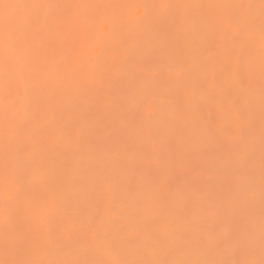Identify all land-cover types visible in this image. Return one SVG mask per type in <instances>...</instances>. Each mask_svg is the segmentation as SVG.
<instances>
[{"label": "rangeland", "instance_id": "obj_1", "mask_svg": "<svg viewBox=\"0 0 264 264\" xmlns=\"http://www.w3.org/2000/svg\"><path fill=\"white\" fill-rule=\"evenodd\" d=\"M11 1L0 264H264V0Z\"/></svg>", "mask_w": 264, "mask_h": 264}, {"label": "bare ground", "instance_id": "obj_2", "mask_svg": "<svg viewBox=\"0 0 264 264\" xmlns=\"http://www.w3.org/2000/svg\"><path fill=\"white\" fill-rule=\"evenodd\" d=\"M10 1H11V0H10ZM13 1H14V0H13ZM49 1H50V0H49ZM53 1H54V0H53ZM103 1H104V0H103ZM103 1H101V2H103ZM11 2H12V1H11ZM16 2H17V0H16ZM19 2L21 3V0H19ZM23 2H24V0H23ZM57 2H58V1H57ZM59 2H60V1H59ZM61 2H62V0H61ZM66 2H67V0H66ZM1 3H2V2H1ZM13 3H14V2H13ZM13 3H12V5H13ZM47 3H49V2H47ZM21 4H22V3H21ZM42 4L45 6L44 3H42ZM50 4H51V2H50ZM50 4H49L48 7L51 6ZM55 4H56V3H55ZM62 4H63V3H62ZM68 4H69V3H68ZM9 5L11 6V4H9ZM46 5H47V4H46ZM57 5H58V3H57ZM59 5H60V3H59ZM102 5H104V4L102 3ZM102 5H101V6H102ZM15 6H16V4H15ZM23 6H24V4H23ZM44 6H43V7H44ZM63 6H64V5H63ZM73 6H74V5H73ZM104 6H106V5H104ZM16 7H17V6H16ZM65 7H66V6H65ZM69 7H70V5H69ZM40 8H41V6H40ZM51 8H53V6H52ZM54 8H55V7H54ZM67 8H68V7H67ZM1 9H2V8H1ZM46 9H47V7L45 8V10H46ZM55 9H57V8H55ZM71 9H72V8H71ZM20 10H21V9H20ZM48 10L50 11V8H49ZM9 11H10V8H9ZM22 11H23V9H22ZM51 11H52V10H51ZM47 12H48V11H47ZM53 12H54V11H53ZM39 13H40V12H39ZM44 13H46V11H45ZM59 13H60V11H59ZM67 13H68V12H67ZM13 14H14V13H13ZM21 14H22V13H21ZM7 15H8V12H7ZM70 15H71V14H70ZM38 16L40 17V14H38ZM38 16H36V17L38 18ZM59 16H60V15H59ZM10 17H11V16H10ZM25 17H26V16H25ZM36 17H34V18H36ZM65 17H66V15H65ZM32 18H33V17H32ZM54 18H55V17H54ZM25 19H26V18H25ZM56 19H57V18H56ZM2 20H3V19H2ZM8 20H9V19H8ZM20 20H21V19H20ZM37 20H38V19H37ZM58 20H59V19H58ZM29 21H30V20H29ZM16 22H17V21H16ZM31 22H32V21H31ZM43 23L45 24V22H42L41 25H43ZM46 23H48V22H46ZM52 23H53V22H52ZM24 24H25V23H24ZM30 24H31V23H30ZM49 24H50V23H49ZM51 25L53 26L54 24H51ZM72 25H73V23H72ZM16 26H17V25H16ZM31 26H32V25H31ZM31 26H30V27H31ZM52 26H51V27H52ZM17 27H18V26H17ZM17 27H16V29H17ZM32 27H33V26H32ZM39 28H40V27H39ZM39 28H37V29H39ZM45 28H46V26H45ZM45 28H43V30H45ZM62 28H63V27H62ZM59 29H61V27H59ZM40 30H41V29H40ZM56 30H58V29L56 28ZM84 31H85V29H84ZM60 32H61V30H60ZM21 33H22V31H21ZM28 33H29V32H28ZM85 33H86V32H85ZM87 33H88V32H87ZM53 34H54V32H53ZM80 34H81V33H80ZM37 35H38V31H37ZM47 36H48V35H47ZM61 36H62V35H61ZM53 37H54V35H53ZM77 37H78V36H77ZM84 37H85V36H84ZM59 38H60V37H59ZM87 38H88V37H87ZM61 39H62V38H61ZM63 39H64V38H63ZM83 39H84V38H83ZM26 40H27V39H26ZM40 40H41V39H40ZM43 40H44V38H43ZM45 40H46V39H45ZM57 40H58V38H57ZM52 41H53V40H52ZM47 42H48V40H47ZM53 42H54V41H53ZM15 43H16V42H15ZM16 44H17V43H16ZM37 44H38V43H37ZM50 44H51V46H52V43H50ZM2 45L4 46V44H2ZM7 45H8V46H7ZM7 45H5V47L7 46V47H9V49H10V45H9V44H7ZM40 45H41V43H40ZM11 46L13 47L14 45H11ZM26 46H27V45H26ZM49 46H50V45H49ZM49 46H48V47H49ZM51 46H50V48H51ZM22 48H23V47H22ZM19 49H20V48H19ZM38 49H39V48H38ZM11 50H12V49H11ZM13 50L16 51V49H14V48H13ZM1 51H2V50H1ZM4 51H5V50H4ZM2 52H3V51H2ZM17 52L20 54L19 51H17ZM21 52H22V51H21ZM23 52H24V51H23ZM23 52H22V53H23ZM14 53H15V52H14ZM76 53H77V52H76ZM0 54H1V53H0ZM11 54H12V53H10V55H11ZM24 54H25V53H24ZM48 54H49V53H48ZM12 55H13V54H12ZM29 55H30V54H29ZM79 55H80V54H79ZM42 57H43V56H42ZM21 58H22V57H21ZM23 59H24V58H23ZM77 59H78V58H77ZM0 60H1V59H0ZM18 60H19V59H18ZM18 60H17V61H18ZM26 60H27V59H26ZM40 60H41V59H40ZM11 61H12V60H11ZM19 61H20V62H24L23 60H22V61L19 60ZM73 61H74V59L72 60V62H73ZM7 62H8V60H7ZM13 62H14V61H13ZM55 62H56V61H55ZM76 62H77V61H76ZM8 63H9V62H8ZM70 63H71V62H70ZM11 64H14V63L11 62ZM39 64H40V62H39ZM1 65H2V64H1ZM15 65L17 66V63L14 64L13 66H15ZM24 67H25V66H24ZM24 67L21 66V68H24ZM41 67H42V66H41ZM70 67H71V66H70ZM0 68H1V66H0ZM18 68H19V66H18ZM2 69H4V67H2L1 70H2ZM11 69H12V68H11V66H10V70H11ZM25 69H26V68H25ZM29 69H31V68H29ZM21 70H22V69H21ZM33 70H34V68H33L31 71H33ZM36 70H37V69H36ZM14 71H15V70H14ZM4 72H5V71H4ZM11 72H12V71H11ZM24 72H25V70H24ZM9 73H10V72H9ZM17 73H18V72H17ZM20 73H23V72L21 71ZM27 73H28V72H27ZM29 73H30V71H29ZM4 74H5V73H4ZM34 74H35V73H34ZM0 75H1V72H0ZM14 75H15V72H14ZM14 75H13V76H14ZM32 75H33V74H32ZM10 76H11V75H10ZM18 76H20L19 73H18V75H16V77H18ZM22 76H24V75H22ZM22 76H21V77H22ZM26 76H27V75H26ZM27 77H28V76H27ZM22 78H23V77H22ZM0 80H1V79H0ZM10 80H11V79H10ZM10 80H9V81H10ZM21 80H22V79H21ZM25 81H26V80H25ZM15 82H16V81H15ZM21 83H22V85H23L24 81H23V82L21 81ZM0 86H2V83H1ZM20 86H21V84H20ZM27 86H28V85H27ZM30 86H31V85H30ZM24 87H25V85H24ZM24 87H22L23 90H24ZM2 88L4 89L3 86H2ZM7 88H8V86H7ZM31 89H32V88H31ZM14 90H15V88H14ZM23 90H22V91H23ZM9 91H10V89H9ZM4 92H5V91H4ZM30 92H31V91H30ZM9 93H10V92H9ZM15 93H16V91H15ZM35 93H36V92H35ZM42 93H43V92H42ZM0 94H1V93H0ZM16 94H17V93H16ZM19 94H20V93H19ZM22 94H23V93H22ZM37 94H38V93H37ZM11 95H12V94H11ZM0 96H1V95H0ZM28 96H29V95H28ZM1 97H2V100L0 99V100H1L0 102L3 103L2 101H4V100H3L4 97H3V96H1ZM6 97L9 98L8 94L5 96V98H6ZM10 97H11V96H10ZM25 97H26V96H25ZM29 97H30V96H29ZM13 98H14V96H13ZM11 99H12V98H11ZM32 99H33V98H32ZM40 99H41V98H40ZM7 100H8V99L5 100V103H6ZM33 100H34V99H33ZM14 101H15V99H14ZM14 101H12V102H14ZM26 101H27V100H26ZM26 101H25V102H26ZM34 101H35V100H34ZM36 101L38 102L37 98H36ZM16 102H17V101H16ZM16 102H14V103H16ZM25 102H24V103H25ZM37 102H36V103H37ZM33 103H34V102H33ZM31 104H32V103H31ZM2 105H3V104H2ZM2 105L0 104V107H1ZM4 105H6V104H4ZM7 106L9 107V106H10V103L7 104ZM7 106H6V107H7ZM16 106H17V105H16ZM28 106H29V105H28ZM4 107H5V106H3L2 108H4ZM10 107L12 108L13 105L10 106ZM22 107H25V105H24V106L21 105V108H22ZM37 107H39V108L41 109L40 106H37ZM37 107H36V109H37ZM15 108H16V107H15ZM28 108H29V107H28ZM6 109H8V108H6ZM13 109H14V108H13ZM0 110H1V109H0ZM16 111H17V110H16ZM24 111H25V110H24ZM24 111H23V112H24ZM25 112H27V111H25ZM5 113H6V111H5ZM16 113H17V112H16ZM14 114H15V112H14ZM22 114H23V113H22ZM24 114H26V113H24ZM27 115H28V112H27ZM8 116H9V115H8ZM9 117H10V116H9ZM24 117H25V116H24ZM94 118H95V117H94ZM18 119H19V118H18ZM20 119H22V118H20ZM20 119H19V121H20ZM25 119H26V117H25ZM7 120H8V119H7ZM19 121H17V122H19ZM21 121H22V120H21ZM23 121H24V120H23ZM17 124H18V123H17ZM21 124H22V123H21ZM17 126H18V125H17ZM26 127H27V126H26ZM2 131H3V130H2ZM27 131H28V130H27ZM5 132H6V130H5ZM8 133H9V132H8ZM93 133H94V131H93ZM1 134H2V133H1ZM5 135H6V133H5ZM18 135H19V133H18ZM13 136H14V135H13ZM95 136H96V135H94V138H95ZM2 137H3V136H2ZM6 137H7V136H6ZM9 138H10V137H9ZM14 138H15V137H14ZM12 139H13V138H12ZM91 139H92V138H91ZM1 140H2V139H0V141H1ZM10 141H11V140H10ZM1 142H2V141H1ZM12 143H13V141H12ZM4 145H5V144H4ZM15 145H16V144H15ZM2 148H3V147H2ZM2 148H1V150H3ZM8 148H9V146H8ZM13 148H14V147H13ZM13 148H12V149H13ZM12 149H11V150H12ZM14 150H15V149H14ZM12 152H13V150H12ZM10 155H11V154H10ZM5 156H6V155H4V157H5ZM11 157H13V156H11ZM5 158H6V157H5ZM10 159H12V158L9 157V161H10ZM13 159H14V157H13ZM3 161H4V160H3ZM5 169H6V168H5Z\"/></svg>", "mask_w": 264, "mask_h": 264}]
</instances>
